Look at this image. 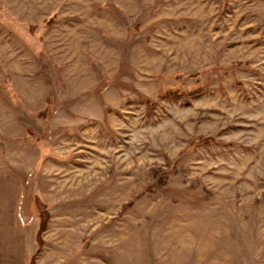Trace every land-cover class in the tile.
I'll return each instance as SVG.
<instances>
[{
    "label": "rangeland",
    "instance_id": "obj_1",
    "mask_svg": "<svg viewBox=\"0 0 264 264\" xmlns=\"http://www.w3.org/2000/svg\"><path fill=\"white\" fill-rule=\"evenodd\" d=\"M32 259L264 264V0H0V264Z\"/></svg>",
    "mask_w": 264,
    "mask_h": 264
},
{
    "label": "trees",
    "instance_id": "obj_2",
    "mask_svg": "<svg viewBox=\"0 0 264 264\" xmlns=\"http://www.w3.org/2000/svg\"><path fill=\"white\" fill-rule=\"evenodd\" d=\"M44 225H45V224H43V226L41 227L40 231H42V230L44 229V227H45ZM40 244H41V242H40ZM39 252H41L40 249H39L38 253H39ZM33 259H35V257H33ZM33 259H32L31 264H35L34 261H33Z\"/></svg>",
    "mask_w": 264,
    "mask_h": 264
}]
</instances>
